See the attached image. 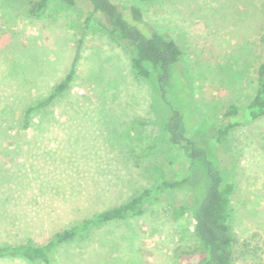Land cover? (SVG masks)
<instances>
[{"label": "rangeland", "instance_id": "1", "mask_svg": "<svg viewBox=\"0 0 264 264\" xmlns=\"http://www.w3.org/2000/svg\"><path fill=\"white\" fill-rule=\"evenodd\" d=\"M34 1L0 0V245L44 243L146 187L190 175L183 187L149 200L141 215L61 243L51 264L196 263L197 255L179 251L198 243L193 214L208 176L168 142L163 123L175 108L186 134L234 182L232 264H264V116L212 142L224 108L255 93L264 0H124L182 49L164 91L154 75L137 74L129 47L98 23L100 14L86 20L88 0H51L39 16L29 12ZM72 66L66 88L24 126L26 107ZM181 203L188 208L174 217ZM0 264L44 263L5 257Z\"/></svg>", "mask_w": 264, "mask_h": 264}, {"label": "trees", "instance_id": "2", "mask_svg": "<svg viewBox=\"0 0 264 264\" xmlns=\"http://www.w3.org/2000/svg\"><path fill=\"white\" fill-rule=\"evenodd\" d=\"M51 0H35L29 12L33 16L42 15ZM74 5L76 0H60ZM92 5L86 20L93 14H100L98 23L117 40L125 43L131 51V60L138 75L149 78L154 75L161 91L167 86L171 66L182 57V49L176 39L168 32H159L143 24L141 11L137 6H125L124 0H88ZM119 2V3H118ZM264 54V26L261 33ZM74 75L72 68L54 85L50 94L37 104L29 105L23 113L24 126L29 123L33 110L49 104L67 86ZM264 116V61L256 69V90L253 97L244 105L230 104L224 108L220 120L215 125L212 142L220 145L229 131L243 123ZM171 146L179 148L191 161H200L206 170L208 181L204 193L198 198L194 208V231L198 243L192 248L181 249L180 255L198 256L196 263L187 264H232L234 237L229 228L230 203L234 192V182L224 177L218 169L222 161L211 160L207 151L201 147L197 139L185 132V122L180 111L173 108L163 123ZM190 175L180 180H163L152 187H146L129 200L108 207L83 218L73 225L56 231L46 242L35 243L26 239L15 244L0 245V258L21 257L27 261H41L51 264V253L61 243L76 238L81 233L110 221L124 220L141 215L146 203L157 198L165 190L183 187L188 183ZM184 204L173 205L172 215L179 217L187 210Z\"/></svg>", "mask_w": 264, "mask_h": 264}]
</instances>
